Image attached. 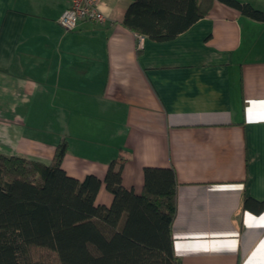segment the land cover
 I'll use <instances>...</instances> for the list:
<instances>
[{
  "label": "crops",
  "instance_id": "obj_1",
  "mask_svg": "<svg viewBox=\"0 0 264 264\" xmlns=\"http://www.w3.org/2000/svg\"><path fill=\"white\" fill-rule=\"evenodd\" d=\"M132 2L101 0L103 24L65 31L71 0H0V154L48 165L65 141L69 177L102 181L122 159L136 194L145 167L173 168L178 264H264V22L213 1L140 47L122 25ZM111 202L102 184L95 204Z\"/></svg>",
  "mask_w": 264,
  "mask_h": 264
},
{
  "label": "trees",
  "instance_id": "obj_2",
  "mask_svg": "<svg viewBox=\"0 0 264 264\" xmlns=\"http://www.w3.org/2000/svg\"><path fill=\"white\" fill-rule=\"evenodd\" d=\"M213 1L264 22L262 11L238 0H133L122 25L169 41L205 17ZM66 150L60 142L48 165L0 154V264H30L33 249L51 252L58 264H178L174 169L145 167L136 194L122 185V159L110 163L102 181L89 175L79 182L62 169ZM102 184L112 195L109 207L95 204ZM253 204L263 207L244 201L247 209Z\"/></svg>",
  "mask_w": 264,
  "mask_h": 264
},
{
  "label": "built area",
  "instance_id": "obj_3",
  "mask_svg": "<svg viewBox=\"0 0 264 264\" xmlns=\"http://www.w3.org/2000/svg\"><path fill=\"white\" fill-rule=\"evenodd\" d=\"M101 0H71L70 5L58 17V25L65 31H73L80 22L103 24L105 17L101 11ZM141 47L143 36L138 37Z\"/></svg>",
  "mask_w": 264,
  "mask_h": 264
},
{
  "label": "rangeland",
  "instance_id": "obj_4",
  "mask_svg": "<svg viewBox=\"0 0 264 264\" xmlns=\"http://www.w3.org/2000/svg\"><path fill=\"white\" fill-rule=\"evenodd\" d=\"M253 31V30H252ZM264 30H255L252 34V36H261ZM252 33V32H251ZM251 36L250 40L253 38ZM256 40H259L256 39ZM30 264H58L56 257L54 254H52L49 251L46 250H40V249H33L30 252V258H29Z\"/></svg>",
  "mask_w": 264,
  "mask_h": 264
}]
</instances>
